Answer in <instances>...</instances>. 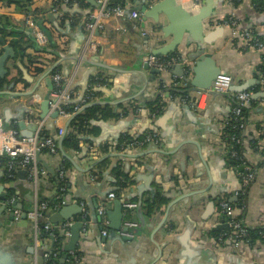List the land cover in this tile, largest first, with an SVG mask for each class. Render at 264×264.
Instances as JSON below:
<instances>
[{"label":"crops","instance_id":"0c3cea01","mask_svg":"<svg viewBox=\"0 0 264 264\" xmlns=\"http://www.w3.org/2000/svg\"><path fill=\"white\" fill-rule=\"evenodd\" d=\"M150 1L134 0L132 5H127L124 18L111 17L105 20L102 28L95 32L97 53L89 55L83 54V26L97 8L94 0H33L36 8L34 20H39L45 29L46 32L43 33L48 44L40 47V51L32 47L25 52L13 48L11 43L26 41L31 37L34 39L27 25V15L31 12H21L14 5L0 4V18H6L8 27L12 30L6 31L8 36L0 37L6 39V44L14 49L16 55L14 59L7 61L8 74L0 80L5 83L0 88V91L5 92L0 96V100H3V104H0V118L7 109L10 115L28 119L30 97L26 94L32 91L35 84L23 80V70H28L29 75L39 79L44 72L57 65L47 77L50 79L55 71L60 72L69 83L74 101L82 92L77 85L83 81L86 73L92 72L96 74L95 79L101 76L103 81L95 84V79L90 78L82 99L89 96L90 103H120L118 107L108 105L114 111L134 103L132 111L139 110L118 121H94L103 122L102 128L100 124L96 126L92 123L88 127L89 131L96 130L97 136L78 137L98 139L104 135L99 143L82 142L79 139L80 151L63 149L80 171L60 152L53 156L38 157L39 166L46 172L42 177L45 183L37 191L38 200L42 197L50 202L56 201L60 192L57 185L69 181L66 183L69 194L64 197V204L50 209L46 215H55L58 208L65 206H79L81 209H76V215L70 220L72 225L82 224L76 231L78 237L74 249L65 252L70 235H63V256L59 259V264H68L71 254L75 255L80 264H264V239L252 245L242 243L235 247L226 243L219 246L216 237L226 230L213 231L216 227L226 226V219L218 211L221 200L236 208V217L240 218L245 228H264V98H253L264 92L263 89L257 90L261 84L258 68L264 53L251 47L239 34H234L228 23L229 18L233 17L239 31H252L257 37L264 39V12L256 13L248 0H242L238 5H234L233 0H223L222 4L220 0H212L210 11L213 15L206 20L202 34L203 37L211 36L210 40L192 44L188 48L182 46L178 52L168 55L175 54L193 66L194 63L186 58L194 56L200 45L205 54L212 56L221 74L231 77L233 86L251 83L244 91L251 94V102L247 105L245 116L242 156L253 169L255 178L242 198L238 194L239 177L225 159V142L222 138V130L231 113L235 93L209 96L188 93L191 104L170 102L160 115L152 114L147 108L156 99L158 81L173 82L185 89L183 77L186 69L178 61L169 72L157 75L151 73L153 70L145 64L144 59L160 42L166 44L171 40L170 37L164 39L157 31L153 34L151 29L154 23L151 20L143 22L141 19L137 27L130 20L129 13L132 9L140 13V4H148ZM182 2L193 7V13H197L205 5L204 0L197 8L191 5L192 0ZM53 6L58 8L56 13L52 12ZM42 9L45 11L40 12ZM49 17L52 20L49 21ZM142 31L147 35L143 36ZM1 49L0 46V53ZM29 59L37 63L32 65ZM39 59L48 65L40 63ZM103 67H108V70ZM35 68L43 70L42 76L36 78ZM48 91L43 80L32 98L40 103ZM195 102L199 103L198 107H195ZM70 118L71 116L58 117L54 120L56 130H63ZM120 123L124 125H119ZM8 126H15V122ZM46 128L48 129L45 123V135L51 137V131ZM148 132L157 134L161 142L136 150L124 145L118 147L124 136L137 139ZM55 139L58 137H54ZM56 142L58 145V141ZM104 145L108 152L100 151ZM82 148L87 150L79 159ZM90 151L96 152L100 158L110 156L105 160L108 164L102 170L100 178L94 176L96 166L88 171L93 164L87 159ZM143 153L148 155L134 158V155ZM64 162L71 169L67 171L65 168V175L61 179L59 170ZM117 167L128 177V185L118 193L115 200L136 206L132 210L124 209V220H127L125 215L129 213L134 224L131 229L134 231V238L130 242H121V233L110 235V232L106 240L101 241L100 220L92 212L108 191L113 190L112 193L116 194V185L121 179L114 174ZM1 171L0 197L4 195L7 199L12 188L23 197L33 190L35 196L26 169L18 168L13 182L7 181L3 168H0ZM35 201L27 203L20 199L23 208L29 211L34 209ZM0 203L3 205L1 199ZM171 203L172 206L167 209ZM84 207L87 210L85 218L82 210ZM40 223L51 227L53 237L49 235L38 243H35L30 222L25 227L13 223L9 231L0 229V254L4 259L2 264H33L32 261L40 254L31 255L29 252L32 250L53 253V246L57 241L54 233L58 230L63 232L64 228L48 222L45 216L40 218ZM72 232L69 229V234ZM57 255L60 256L59 253Z\"/></svg>","mask_w":264,"mask_h":264},{"label":"built area","instance_id":"2783aa9c","mask_svg":"<svg viewBox=\"0 0 264 264\" xmlns=\"http://www.w3.org/2000/svg\"><path fill=\"white\" fill-rule=\"evenodd\" d=\"M97 8L95 9L94 13L91 14L88 20L84 23V32H85V45L83 47V54H95L97 53V45L95 43V32L102 28V24L105 20L115 17V18H124L126 15L127 8L121 7H112L110 5V0H94ZM202 0H193L196 8ZM58 11L57 6H53L52 12L56 13ZM36 17V13H31L27 15V25L28 28L31 29L32 35L38 47H44L48 44V39L44 35V33L38 28L36 23L34 22V18ZM130 20L135 23L134 25L137 27L138 24L141 22V14L137 11L132 9L129 13ZM143 21V20H142ZM229 25L232 27L234 34H239L240 37L245 39L247 43L253 48H257L264 53V42H261L257 36L252 31H239L237 29V24L233 17L229 18ZM228 23H226L228 25ZM142 35L146 36L147 33L142 31ZM184 64L186 67L185 69V77H183V83L185 88H188L187 83L184 79L190 78V68L191 66L186 63L184 59H179L178 56H172L168 60H162L159 56H153L149 54L145 59L144 62L149 68L152 70H156L159 72V75L163 73L169 72L173 66L179 62ZM259 80L261 85L263 86L264 90V74L259 73ZM50 80L53 84L55 90H53L50 94V110L55 111L58 113L59 117H68L72 116L66 112L63 107L69 104L72 100L70 93H72L69 89V83L65 80L60 72H54L50 76ZM161 86L160 82L158 81L156 84V89ZM163 86L166 87L164 84ZM231 87H232V79L230 76L225 74H220L216 77L215 81L212 83L211 87L203 93H196L198 95H205L209 96L211 93L215 94H231ZM90 100L89 96H85L84 99L76 106L73 107V113L75 114L78 112L83 106L87 105L86 101ZM234 105L232 107L230 117L225 122L224 127H229L232 130L236 131L237 133H233L230 136L229 143H225L224 145V156L228 163L229 159L238 161L241 158L238 156V152L236 150L237 145H242L243 143V131L245 129L244 123V115L243 110L247 107V105L251 102V94L248 92H241L236 93L233 97ZM163 101L167 102H174L177 104H184L189 103L191 101L189 98H179L176 97L175 99L172 98L171 95L164 96ZM38 102L35 98H30L28 102V106L30 108L28 119L24 120L26 125H35L36 130L33 132L31 138H20L18 129L14 128H4L2 124V120L0 118V165L1 159L5 158L6 161L2 166L5 176L7 180H13L14 174L16 173L17 169H26L27 171V178L29 183L32 185V188L35 191V207L33 210L29 211L26 215L27 220L32 225V230L35 234V243H38L42 239V232L47 233L48 235L52 236L51 227L48 224L42 225L40 223V218H42L43 213H47L48 204L46 202H40L37 198V191L40 180L46 174L45 170H43L38 164V157L41 155L43 150H46V155H56L58 153V145L51 137L44 136V125L45 120L39 119V108ZM199 103L196 104L195 107H198ZM133 112H139V110L135 109ZM126 114L121 112L120 119H125ZM63 133V130H58V137H60ZM161 142L160 138L157 134L154 133H146L144 140L139 142L135 145H131V147L136 150L141 147H144L146 144H154L157 145ZM65 175L64 168H60L59 170V177L62 179ZM237 175L240 181V189H239V196L243 198L246 194L247 189L253 183L255 174L251 167L245 166L243 170L238 171ZM64 189H60V192H63ZM118 195L114 193H110L106 198L99 200L96 209V215L100 220V228L102 236H106L108 234V226L110 221L107 217V212L110 211L113 207V201L117 199ZM55 200L64 204V197L62 195H57ZM15 201L14 198H7L5 201V213L9 214L12 213L14 217V221L17 222L21 218V212L14 210L11 208L12 203ZM2 204L0 203V206ZM136 206L135 204H125V210H132ZM219 214L226 219V227L227 230L225 232L220 233L217 236V244L222 246L226 243H229L235 247L239 246L242 243H247V237L249 235L247 228L243 225L242 221L236 217V208L229 204L225 200H221L218 205ZM84 218L87 214V210L84 207L83 209ZM72 224L70 222L66 223L64 226L63 234L64 236H69V228ZM126 226L132 228L134 227L133 223L127 222ZM126 237L132 238V234H122ZM264 236V233H261ZM53 237V236H52ZM49 254H44L43 259L45 260ZM54 256H57V253H54ZM68 264H80L79 260L75 257L74 254H71L70 258L68 259Z\"/></svg>","mask_w":264,"mask_h":264},{"label":"water","instance_id":"95a60500","mask_svg":"<svg viewBox=\"0 0 264 264\" xmlns=\"http://www.w3.org/2000/svg\"><path fill=\"white\" fill-rule=\"evenodd\" d=\"M204 1H205L204 7L200 8L197 13H193L192 12L193 7H189V5L186 3L183 4L182 0H151L148 4L143 3V2L140 4L139 10H140V14H141L143 22H146L147 20H151L154 23V26L151 29V32L154 34V32L157 31L158 33L162 34V37L164 39L168 37L171 38L170 42L166 44L160 42L158 44V47L156 49H153V51H151V54L153 56H168L170 54L178 52V49L182 46L188 48L192 44L197 45L198 42H204V41L210 40L211 36L203 37L202 34H203L205 22H207L206 20L213 15L210 11V4L212 0H204ZM220 3L222 4L223 0H220ZM191 5H195L193 3V0H192ZM0 46L2 48L1 53H0V80H3L8 74L7 65H6L7 61L10 59H14L16 55L14 53V49L8 44H6V39L3 37H0ZM186 59H188L187 61H191L192 63H194L193 66L190 65L191 66L190 74L192 77L190 76V78L186 77V79H184V81L187 83V86H188V93L205 92L211 87L216 77L221 74L220 69L214 63L212 56L210 54H205L200 45H198V50L195 52V55L192 57H187ZM40 62L45 65H48V63H46L45 61L40 60ZM57 66L52 67L51 69L46 71V73L44 72L43 76L41 75L42 77L39 79H34L31 75H29L28 70L27 71L23 70V75H24L23 80H25L26 82L35 84V87L32 89V91L27 93L26 96L32 98L38 85L43 80L46 82L49 88L48 93L45 95L43 100L38 104V108H39L38 118L41 120H45L46 126L48 127V129L47 128L46 129L47 131H51L52 134L50 136L52 139H54V137H58V133L54 126L53 121L56 120L59 117V115L57 112L55 111L51 112L50 110V106H49L50 98L49 97L52 92L53 86H52L51 80L47 76L50 75L56 69ZM103 68L108 70V67H103ZM145 69H146V66H145ZM151 73H154L157 75L159 74V72L156 70H153ZM95 75L96 74L92 72H88L85 74L83 81L77 85L81 87L82 92L80 93L79 98L76 101H72L73 103L78 104L82 101V98L84 97L86 93L85 91H87L86 89L88 86V80L90 78L95 79L96 77ZM250 85L251 83L245 84V85H238V86L232 85L230 91L235 94L241 93V92L246 91ZM4 94L5 92L0 91V96ZM211 94H215V93H211ZM258 97L264 98V92L259 95L256 94L253 96V98H258ZM0 104H3V100H0ZM107 105L118 107L120 103L111 104V103H106V102H101V101L89 103L83 106L78 112H76L75 114L71 116L65 128L63 129L62 135L58 137L57 139L58 152H60L65 159L70 160L63 151L62 143L69 130V125L71 121L77 115H79L80 113H82L84 110L88 108L95 107V106H107ZM186 108L188 109V107ZM27 112L28 113L30 112V108L28 109ZM1 120H2V124L4 128H10L8 125L11 122H15V126L17 127L19 131L20 138H31L33 132L36 130L35 125H26L24 123V120L20 116L10 115L7 109L3 111V116L1 117ZM102 123L103 122L101 123L92 122V124L93 125L95 124L96 126L97 124H100L101 128L103 127ZM119 125L123 126L124 124L120 123ZM103 137L104 135H102L98 139L93 138V137H80L79 139L82 142L90 141V142L99 143ZM114 138L117 139L118 136ZM86 150H87L86 148H82V153L79 155V159L85 155ZM145 155H148V153L134 155V158L139 159L141 157H144ZM108 158H110L109 155L98 159L96 162H94L91 165V168L88 171H90L97 164L101 163L102 161ZM71 163L75 166L77 170L79 171L81 170L78 166H76V164L73 161H71ZM88 171H85V173H87ZM0 173L3 175V171H1ZM44 183L45 181L40 180L38 188H40V186ZM112 192L113 190L108 191L103 198H105L107 195H109ZM3 196L0 197L1 201L3 202V205L0 206V229L4 228L6 231H9L10 226L13 223H17L16 226H21V227L27 226L29 221L27 220L26 215L29 212V210H25L23 208L22 204L20 203V199L25 200L27 203H33L35 200L33 190L24 197L20 196L19 193H16L17 199H15V201L12 203L11 208L21 212V218L19 222L14 221V217L12 213H9V214L5 213L6 197H3ZM214 205H216V203ZM171 206H172V203L168 205L167 209H169ZM76 209L81 210L79 206L60 207L58 208L57 213L55 215L49 216V215H46L47 213H45L44 216L48 220V222L52 224H56V226L60 228H64L65 224L70 222L72 216L76 215L77 213ZM96 209H97V205L94 207V209H92V212H93L94 217L98 218L96 216ZM124 209H125V203H123L120 200L113 201L112 209L107 212V217L110 221L107 231L110 232V235H116L119 233L132 234L133 235L132 238L126 237L125 235H122V236L119 235L120 236L119 239L121 242H126V241L130 242L134 238V234H133L134 231L131 230L132 228L126 226V223L127 222L133 223V221L124 220ZM3 214L4 216L2 217ZM1 217L2 219L6 220V222L2 220ZM42 225H44V223H42ZM81 227H82L81 223H76L70 226L69 229L73 232L70 234V242L68 244V247H65L64 249L65 252L73 251L74 243L76 241V238L78 237L76 231L77 229H80ZM161 228L162 226L157 229V232ZM221 230H227V227L219 226V227H216L213 231H221ZM107 235L106 236L101 235L102 236L101 241L106 240ZM29 253L31 255L33 254L35 255L36 253L40 254V255L38 254L39 257H36L32 261L33 264L43 263L44 259H43L42 251L32 250ZM3 260L4 259L1 257V254H0V264H2Z\"/></svg>","mask_w":264,"mask_h":264},{"label":"trees","instance_id":"16d2710c","mask_svg":"<svg viewBox=\"0 0 264 264\" xmlns=\"http://www.w3.org/2000/svg\"><path fill=\"white\" fill-rule=\"evenodd\" d=\"M134 0H110V5L112 7H121V8H127V5L130 4L132 5ZM250 2V5L252 7V9L259 14H262L264 12V0H248ZM242 0H233V4L234 5H238L239 3H241ZM0 4L2 5H14L16 6V8L21 11V12H31V13H36V8L34 7V3L33 0H0ZM134 8V7H133ZM45 11L44 9H42L40 12ZM52 20V17H49V21ZM34 22L36 24H38L40 26V29L42 30V32H46L45 29L42 27V25L39 23V20H34ZM9 25L7 24V19L2 17L0 18V35L2 36H8V33L6 32L7 30H11L10 27H8ZM12 31V30H11ZM261 42H264V39H261L259 37H257ZM11 46L13 48H18L20 51L25 52L28 48H35L37 50H41L40 47H38L34 41V39L31 37L29 39H27L26 41H21V42H14L11 43ZM172 56H177V55H172ZM172 56H168V57H160L162 60H168L170 59V57ZM31 64L34 65L35 63H37V61H32L31 59H29ZM261 65H259L258 68V72L264 74V55H262L261 58ZM40 62V59L38 60ZM41 63V62H40ZM35 72V76L36 78H38L42 73L43 70L40 68H35L34 69ZM58 72V71H55ZM102 79L101 76H99V78H96L94 80V83H102ZM161 86L158 88V91L156 93V99L154 101H152V103H150L147 108L148 110L154 114V115H160L162 113V111L167 107L169 102H164L163 101V95L164 96H168L171 95L172 98H189V94H188V88L183 89L182 87L177 86L175 83L173 82H169L167 83L166 81H161L160 82ZM166 85L163 86V85ZM5 83L4 82H0V88L4 87ZM258 89H263V86L260 84V86L257 88ZM55 90V88H52V91ZM70 96L72 98V100H74V97L72 95V93H70ZM88 104L91 102V100L86 101ZM234 102V101H233ZM74 105H76L75 103H73L72 101L67 104L66 106L63 107V109L70 113V114H74L73 113V107ZM132 105H134V103H131L130 105L126 106V107H121L122 109L119 111H114V109L110 106H95V107H91L88 108L86 110H84L82 113H80L79 115H77L70 123L69 125V130L65 136V139L62 143V147L64 150H73V151H80V146H79V136L82 135H87V136H97L96 134V130H92L89 131L88 127L91 126V123L94 121H109V120H120V114L121 112H124L126 115H130V113H133L132 111ZM234 105V104H233ZM243 115L244 118L247 115V107L243 110ZM230 117V115H229ZM246 122V120L244 119V123ZM11 128L17 129L16 126H13ZM45 131V130H44ZM58 133V130H57ZM233 133H237L236 131L232 130L229 127H224V129L222 130V138L224 140L225 143H229V139L230 136ZM44 136L45 132H43ZM146 133L142 134L139 138L134 139L133 137H126L124 136L122 139H120L119 143H118V147L124 145V147H130L131 145H135L139 142H142L144 140ZM47 137V136H46ZM55 142L57 140H54ZM57 143V142H56ZM147 145V144H146ZM145 145V146H146ZM92 146V145H91ZM108 148H106V146L104 145V148H100L101 152H108L107 150ZM236 150L238 152V156L241 158V162L240 160L235 161V160H231L229 159L228 161V165L232 170H235L236 172L243 170V168L245 166H249L245 161L244 158L242 156V145H237L236 146ZM46 150H43L41 155H46ZM82 153V151H81ZM59 154V152H58ZM100 158V156H98V154L96 152L90 151L88 152L87 155V159L91 162H96L98 159ZM6 159L2 158L1 159V165L0 168H2V166L4 165ZM107 161H102L101 163L96 165V172H94V176H96L97 178H100V175L102 173V170L104 168H106L105 166L107 165ZM62 168H66L67 171H70L71 166H69V164L67 162H64L62 164ZM114 174L118 179H122L123 181H118L117 183V187L118 188L115 193L118 195V193L120 191H122L127 185H128V177L124 176V174L122 173L121 169L119 167L114 169ZM16 178V173L14 174V179L10 180L8 182H13ZM69 183V181H67ZM67 182H61L60 184L57 185L58 189H65V191L63 192H59V195H62L63 197H66L69 194V188H67L66 183ZM65 183V185H64ZM66 186V187H65ZM8 198H14L17 199L16 196V190L15 189H10L9 193H8ZM39 201L42 202H46L48 204V210L55 208L58 205H61L60 202L57 201H48L46 198H40ZM45 213H43L42 217H44ZM127 220H130V214L126 213L125 215ZM223 217V216H222ZM225 218V217H223ZM240 219V218H239ZM248 230V244L252 245L254 243H256L259 240L264 239V236L261 235V233H264V228H257V229H247ZM42 238H48L49 235L47 233L42 232ZM55 237H57V241L54 244V249H53V253L51 252L49 254V256L43 260L42 264H59V259L63 256L62 254V243L64 241V234L63 232H60L59 230L57 231V233H54ZM218 234V233H217ZM215 234V235H217ZM216 237V236H215ZM217 239V237H216ZM54 253H59L60 256H54ZM44 254H48L47 251L43 252Z\"/></svg>","mask_w":264,"mask_h":264}]
</instances>
